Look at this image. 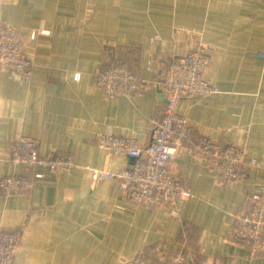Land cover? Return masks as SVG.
I'll use <instances>...</instances> for the list:
<instances>
[{"label": "crops", "instance_id": "obj_1", "mask_svg": "<svg viewBox=\"0 0 264 264\" xmlns=\"http://www.w3.org/2000/svg\"><path fill=\"white\" fill-rule=\"evenodd\" d=\"M0 23L18 30L28 57L22 70L0 61V180L27 171L9 159L21 136L38 139L42 155L76 162L70 173L38 167L34 190L0 188V229L21 232L13 264H127L139 254L163 264H264L231 230L247 192L264 190V0H1ZM196 33L220 92L178 104L193 133L170 168L186 177L191 197L173 213L132 203L116 179L94 184L84 166L117 170L133 161L99 145L106 127L130 135L163 113L150 85L105 98L97 79L105 57L116 51L153 80L191 49ZM155 34L162 39L150 45ZM202 136L247 143L260 166L248 165L243 180L220 181L193 147Z\"/></svg>", "mask_w": 264, "mask_h": 264}, {"label": "built area", "instance_id": "obj_2", "mask_svg": "<svg viewBox=\"0 0 264 264\" xmlns=\"http://www.w3.org/2000/svg\"><path fill=\"white\" fill-rule=\"evenodd\" d=\"M161 39L159 34H155L150 38V45ZM259 54L264 58V51ZM0 61L18 70L25 68L28 62L18 30L3 23H0ZM210 67L211 56L201 33L193 35L192 47L187 53L175 57L153 80L133 70L127 58L116 51L107 55L97 71L105 98H124L150 85L161 94L163 113L162 117L149 119L146 131H135L130 135L118 134L107 126L98 138L99 145L112 154L127 155L133 161L130 166L117 170L86 165L84 169L90 174L91 181L99 185L108 179H116L121 195L132 203L168 206L176 213L192 192L186 177L171 171L170 162L178 156L181 147L193 133L189 119L180 114L177 108L182 101L198 100L220 92L206 76ZM143 135L149 136L150 141L141 145ZM193 147L201 157L206 158L205 166L214 171L222 182L243 180L248 165L260 166L258 159L249 155L247 143L228 141L223 144L202 136ZM9 159L14 164L23 165L29 172L7 175L0 180V188L7 195L34 190L38 179L43 176L37 171L40 166H47L56 174L70 173L76 167L71 155H42L40 141L30 136H21L16 140L9 152ZM231 230L248 240L253 255L264 254V190L247 192L246 205L238 207L231 214ZM20 240V231L0 229V264H13ZM180 260L173 264H183ZM127 264L163 263L139 254ZM215 264L231 263L217 258Z\"/></svg>", "mask_w": 264, "mask_h": 264}]
</instances>
